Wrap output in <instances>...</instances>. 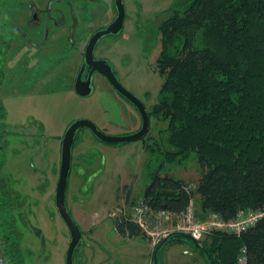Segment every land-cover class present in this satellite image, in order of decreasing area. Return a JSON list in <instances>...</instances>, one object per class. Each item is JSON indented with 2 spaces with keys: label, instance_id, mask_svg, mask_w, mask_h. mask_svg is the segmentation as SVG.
Instances as JSON below:
<instances>
[{
  "label": "rangeland",
  "instance_id": "rangeland-1",
  "mask_svg": "<svg viewBox=\"0 0 264 264\" xmlns=\"http://www.w3.org/2000/svg\"><path fill=\"white\" fill-rule=\"evenodd\" d=\"M174 1L124 0V27L118 34L104 35L94 51L96 57L112 63L120 81L135 95L145 101L150 95L148 106L156 102L164 80L158 65L162 44L157 23L167 16ZM74 2L64 1L56 7L54 1L52 8L48 5L53 14L48 15L47 23L45 10L41 12L44 22L36 26L25 23L27 33L37 32L39 46L6 47L2 36L8 32L0 31V56L7 61L0 85V97L6 107V117L0 121V190L21 193V222L20 216H16L17 229L23 231L24 264H66L71 233L57 209L55 197L62 139L71 123L90 119L105 133L115 136L134 133L142 126L139 110L102 74H95L94 87L88 95L75 90L84 45L95 28L108 23L110 10L106 0ZM61 12L67 15L62 25L58 23L63 21L59 18ZM69 12H74L76 18L69 16ZM113 14H117L115 9ZM18 35L15 31L16 39ZM35 62L41 71L29 68ZM167 123L163 117H152L143 138L117 143L99 139L88 127L78 129L66 190L67 206L85 231L74 253L75 264H168V249L172 251L169 264H209L205 249L187 236L173 242V232L182 231L178 217L169 223L163 220V228L171 234L156 254L147 238L135 235L129 239L115 227L116 219L133 217V205L150 183L152 171L159 169L161 174L181 177L193 186L198 183L203 169L195 154L181 163L169 162L158 145H154L153 152L145 146L153 137L164 149L160 129ZM150 241L154 245L153 237ZM90 244L96 251L89 247L86 251L85 246ZM186 248L191 254L184 253ZM96 253L101 258L97 263L90 257ZM9 264L20 263L10 260Z\"/></svg>",
  "mask_w": 264,
  "mask_h": 264
},
{
  "label": "trees",
  "instance_id": "trees-1",
  "mask_svg": "<svg viewBox=\"0 0 264 264\" xmlns=\"http://www.w3.org/2000/svg\"><path fill=\"white\" fill-rule=\"evenodd\" d=\"M157 29L164 80L150 113L168 123L160 129L164 149L151 136L145 146L153 152L158 145L169 162L195 154L203 172L193 186L152 171L141 198L152 209L181 214L196 199L201 221L214 215L228 221L241 211L263 209L264 0H175ZM5 117L0 98V119ZM6 195L10 200L9 191L0 192V210ZM4 216L0 212L4 252L9 263L24 264L17 216L8 222ZM115 225L149 236L133 218L116 219ZM174 233L179 239L188 234ZM204 235L201 247L215 264H239L242 254L246 264H264V215L240 232L212 227ZM168 240L161 238L155 249Z\"/></svg>",
  "mask_w": 264,
  "mask_h": 264
},
{
  "label": "water",
  "instance_id": "water-1",
  "mask_svg": "<svg viewBox=\"0 0 264 264\" xmlns=\"http://www.w3.org/2000/svg\"><path fill=\"white\" fill-rule=\"evenodd\" d=\"M115 4L117 8L116 17L107 25L97 29L89 39L85 48V60L82 63V67L75 80L74 86L78 94L88 95L93 89V73L95 71H98L99 73L107 77V79L117 89V91H119L122 95H124L127 99H129L137 106L139 112L142 115L143 123L141 128L136 132L121 136H115L105 133L98 127V125L94 121L86 118L74 120L66 129L62 139L61 165L55 197L57 209L66 222L71 233V240L66 253V264H75L74 253L78 244H80L83 238L82 229L76 218L69 210L66 203V190L72 165V150L78 129L81 127H88L99 139L109 143H117L143 138L149 131L151 123L150 114L144 102L119 80L115 71L113 70L112 64L108 59L96 58L94 54L99 40L104 35L118 34L124 27L126 16V7L124 0H115ZM87 65H89L91 69L89 71L88 77L83 78V73ZM186 236L191 239L195 243V245L201 246L200 241L193 237L191 234H186ZM208 260L209 264H215L209 256Z\"/></svg>",
  "mask_w": 264,
  "mask_h": 264
},
{
  "label": "crops",
  "instance_id": "crops-1",
  "mask_svg": "<svg viewBox=\"0 0 264 264\" xmlns=\"http://www.w3.org/2000/svg\"><path fill=\"white\" fill-rule=\"evenodd\" d=\"M56 2V7L58 6L57 3H59L60 5L63 4V1L65 0H0V31H6L8 32L5 37L3 39V44L6 47H10L14 48L13 46H18V44H31V45H35V46H39L41 44L40 41L37 40V32H33V33H27L26 30L24 29V25L25 23L28 22L29 26H36L37 24L44 22L41 12L42 11H46V18H45V22L47 23V17L49 15V9H51L53 7V2ZM109 3V8L107 10H110L109 14L110 17H108V23L111 22L116 15L114 16L113 14V9L116 10L117 12V8H116V4H115V0H106ZM103 2V0H101V3ZM100 3V2H99ZM48 5H50L51 8H48ZM35 11H37V16L34 17V23L35 25H32V15ZM53 14V13H52ZM58 23H60L62 25V22L59 21ZM108 23H106L105 25H107ZM57 25V24H55ZM104 25V26H105ZM103 26V25H102ZM101 27V26H100ZM99 28V26L97 27ZM95 28V29H97ZM94 29V30H95ZM57 30V29H56ZM15 31L16 33H19L18 35V39L15 38ZM1 38V35H0ZM26 42V43H25ZM77 46V44H76ZM78 47V46H77ZM5 60L2 59V57L0 56V85L3 82L4 76H5V65H6ZM37 62H35V64L31 65L29 68L34 69L35 71H41V66L39 64H37ZM13 70V69H12ZM1 98V97H0ZM2 100V98H1ZM3 101V100H2ZM4 118L0 119L3 120ZM2 134H0V143L2 144ZM34 166L36 167V165L34 164ZM7 191L10 192V200L7 199L8 196H2V202L4 203V206H2V209L0 210V212L2 214H4V218L7 219L5 221H9L10 220V216L11 215H18L20 216V222L23 216V202H21V198H20V194L18 191L14 190V189H6ZM0 192H2L3 195V191L0 190ZM20 198V200H19ZM4 208V209H3ZM6 208V209H5ZM79 219V217H78ZM18 220V218H17ZM169 223L170 220H167ZM18 223V222H17ZM116 227V225H115ZM84 231V230H83ZM85 232V231H84ZM119 232V231H118ZM94 233V232H93ZM91 232V234H93ZM120 233H123L126 237H128L129 239H131L130 237H135V235H140V234H135V235H130L128 230H124L121 231ZM174 233V232H173ZM144 238H147L149 240V242L151 243L152 246V252L154 254H156V248L155 246L152 244V242L150 241V237L149 236H144L141 235ZM167 238H170V236H168ZM178 241H182V237L181 239H179L178 237H174L173 242H178ZM165 244V243H164ZM86 251H87V247H89V249L91 250H95V247L90 244V245H86ZM169 250V249H168ZM166 252V260L168 262V264L170 262H172V251H168ZM187 250H190L189 248H186L184 250L185 254H191L186 252ZM92 259L96 260V263L101 259L99 257V253L90 256ZM192 259H194V261H197L196 257H193ZM88 260V259H87ZM191 259H189L188 261H190ZM81 262L82 259H81ZM185 264H189V263H185Z\"/></svg>",
  "mask_w": 264,
  "mask_h": 264
},
{
  "label": "built area",
  "instance_id": "built-area-1",
  "mask_svg": "<svg viewBox=\"0 0 264 264\" xmlns=\"http://www.w3.org/2000/svg\"><path fill=\"white\" fill-rule=\"evenodd\" d=\"M195 201L192 199L184 213H175L160 209H152L142 198L133 205V220L136 221L150 237H153L154 244L163 237H168L170 232L163 228V220H172L174 217L180 219L182 231L191 234L196 239H202L206 231L212 227L226 229L230 232H240L249 227L264 215V208L259 210L241 211L235 219L224 221L218 216L201 221L195 213ZM183 223V224H182ZM0 264H9V259L4 252L3 232L0 225ZM239 264H246V256L239 257Z\"/></svg>",
  "mask_w": 264,
  "mask_h": 264
},
{
  "label": "flooded vegetation",
  "instance_id": "flooded-vegetation-1",
  "mask_svg": "<svg viewBox=\"0 0 264 264\" xmlns=\"http://www.w3.org/2000/svg\"><path fill=\"white\" fill-rule=\"evenodd\" d=\"M65 1H68V0H65ZM78 0H75V2L74 3H76ZM64 2V1H63ZM73 3V4H74ZM75 5V4H74ZM73 5V6H74ZM74 10H75V8H74ZM49 11H50V9H49ZM49 14H52V12H49ZM68 15L70 16L71 15V17L74 19V18H76V14L74 13V12H72V13H68ZM35 16H37V11H35L34 13H33V16H32V22H34V17ZM50 17V16H49ZM62 18L63 19V21L62 20H60L61 22H64V19L67 17V15L64 13V12H61V15H59V18ZM60 18V19H61ZM71 18V19H72ZM58 21V20H57ZM55 22V21H54ZM110 23V22H109ZM104 26V25H103ZM103 26H101V27H103ZM101 27H99V28H101ZM99 28H97V29H99ZM97 29H95L91 34H90V36H89V38H88V40L86 41V43H85V45H84V50H83V57H82V62H81V65H80V67H79V69H78V71H77V74H76V77H75V80H76V78H77V76H78V74H79V72H80V69H81V67H82V63L84 62V60H85V48H86V45H87V43H88V41H89V39H90V37H91V35L97 30ZM96 57V56H95ZM96 58H101V57H96ZM111 63V62H110ZM112 64V63H111ZM112 67H113V70L115 71V73H116V75H117V72H116V70L114 69V66L112 65ZM90 69H91V67L89 66V65H87L86 67H85V71H84V73H83V78H87L88 77V74H89V71H90ZM96 73H99L98 71H95L94 73H93V78H92V87H94V82H93V79H94V76H95V74ZM101 74V73H100ZM104 76V75H103ZM105 77V76H104ZM118 77V76H117ZM106 79H107V77H105ZM108 80V79H107ZM120 80V79H119ZM109 81V80H108ZM110 82V81H109ZM110 84H111V82H110ZM112 85V84H111ZM113 86V85H112ZM114 87V86H113ZM114 89L117 91V89L114 87ZM121 96H123L124 98H126L124 95H122L119 91H117ZM147 94V93H146ZM148 95V97H147V99H146V101L145 100H143L142 98H140L143 102H144V104L146 105V107H147V109H148V111H149V114H150V119L152 118V117H154V116H152L151 115V113H150V107L151 106H148V102H149V100H150V95L149 94H147ZM127 99V98H126ZM127 100H129V99H127ZM130 101V100H129ZM131 102V101H130ZM135 107H136V109H138L137 108V106L133 103V102H131ZM139 110V109H138ZM141 114V113H140ZM142 116V115H141ZM142 123H143V119H142ZM141 128V127H140ZM82 229V228H81ZM83 230V229H82ZM155 245V244H154Z\"/></svg>",
  "mask_w": 264,
  "mask_h": 264
},
{
  "label": "bare ground",
  "instance_id": "bare-ground-1",
  "mask_svg": "<svg viewBox=\"0 0 264 264\" xmlns=\"http://www.w3.org/2000/svg\"><path fill=\"white\" fill-rule=\"evenodd\" d=\"M199 240V239H198Z\"/></svg>",
  "mask_w": 264,
  "mask_h": 264
}]
</instances>
